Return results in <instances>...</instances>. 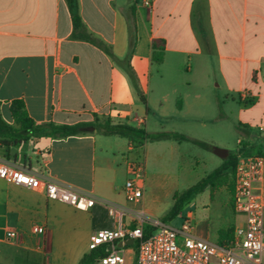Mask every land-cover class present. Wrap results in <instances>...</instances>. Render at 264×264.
<instances>
[{
    "label": "crops",
    "instance_id": "1",
    "mask_svg": "<svg viewBox=\"0 0 264 264\" xmlns=\"http://www.w3.org/2000/svg\"><path fill=\"white\" fill-rule=\"evenodd\" d=\"M144 2L79 0L83 23L91 34V40H84L75 33L66 0H0L4 120L13 124L12 104L22 100L39 124L89 127L110 120L146 131L151 103L146 93L153 72L158 90H163L168 72H196L211 80L212 89L226 91L225 99L237 95L244 107L238 117L240 151L264 158V0H150L151 6ZM131 32L136 41L131 64L138 89L115 59L128 54ZM155 40L165 42L160 65L153 61ZM244 93L247 104L241 102ZM182 100L187 103L188 98ZM158 102L156 118H169L162 109L168 101ZM84 131L11 148L9 154L16 156L11 160L0 148V162L25 167L96 199L95 206L84 212L49 200L44 186L30 189L0 178V264H69L72 255L61 251L79 252L85 246L86 253L78 256L80 263L99 230L140 226L151 230L138 217L144 212L138 209L142 199L129 202L125 189L119 188L122 163L116 145L96 128ZM128 165L126 161V174ZM256 191L264 201V179ZM111 207L116 209L113 216ZM35 223L46 227L45 235L33 233ZM10 232L16 238H9Z\"/></svg>",
    "mask_w": 264,
    "mask_h": 264
},
{
    "label": "rangeland",
    "instance_id": "2",
    "mask_svg": "<svg viewBox=\"0 0 264 264\" xmlns=\"http://www.w3.org/2000/svg\"><path fill=\"white\" fill-rule=\"evenodd\" d=\"M157 78V74L153 72L146 93V98L151 101L146 131L176 132L190 140L157 141L130 148L127 139L107 136L109 137L107 140L116 145L122 163V174L118 179L119 188L125 189L126 178H133L132 174H126V161L129 164L142 165L145 174L143 203L138 209L144 210L147 224L159 221L176 227L181 224L182 216L192 213L198 236L213 243L220 244V239L229 243L232 239L230 236L235 234L238 225L244 224L245 217L238 214L236 208L230 204L231 194L228 188L224 187L214 192L207 188L202 193L185 197L179 215L170 218V212L175 206L176 197H182L188 189L223 163L224 159L218 157L213 148L226 149L232 154L240 151L241 147L237 143L240 138L238 117L244 107L239 103L237 95L235 99L227 100L226 91L212 89L211 80L202 74L168 72L162 82L163 90L156 87ZM186 83L190 84L189 87L184 86ZM207 83L210 84V88L206 87ZM203 84L208 89L202 88ZM185 96L188 98L187 103L182 100ZM196 98L202 99L195 101ZM160 99L168 101V105L162 109L170 114L169 118H156V113L160 109L158 102ZM182 102H185L184 106ZM86 251L83 246V250L79 252L66 248L61 253L72 255L69 264H78V256ZM124 253L126 264H137L134 248H127Z\"/></svg>",
    "mask_w": 264,
    "mask_h": 264
},
{
    "label": "built area",
    "instance_id": "3",
    "mask_svg": "<svg viewBox=\"0 0 264 264\" xmlns=\"http://www.w3.org/2000/svg\"><path fill=\"white\" fill-rule=\"evenodd\" d=\"M144 4L151 6L150 0H145ZM241 102L247 104V93L241 96ZM237 155L234 197L236 212L243 215L245 221L236 227L234 238L229 243H213L198 236L194 217L188 213L181 217L182 222L176 227L149 221V232L142 226L95 232L91 249L109 245L111 250L93 264H126L124 247L130 239L134 240L136 247L137 264H264V201L256 191V185L264 179V158L259 155L246 156L243 152ZM129 173L133 178L127 180L125 185L127 200L139 202L143 197L144 168L130 163ZM0 178L30 189L44 186L49 200L70 204L80 211L87 212L96 204L95 197L88 193L10 162H0ZM115 212L116 209L111 207L110 215L113 216ZM138 217L142 223L146 222L144 212H139ZM33 233L45 235L46 227L35 223ZM8 237L16 238V234L10 232ZM119 242L123 243L122 247H117Z\"/></svg>",
    "mask_w": 264,
    "mask_h": 264
},
{
    "label": "trees",
    "instance_id": "4",
    "mask_svg": "<svg viewBox=\"0 0 264 264\" xmlns=\"http://www.w3.org/2000/svg\"><path fill=\"white\" fill-rule=\"evenodd\" d=\"M70 9L75 33H79V38L84 40H91V34H88L80 14L79 0H66ZM135 36L131 32L129 51L126 57L122 60L115 58L122 64L133 85L138 89V77L131 64V58L135 48ZM153 61L155 64L160 65L164 60L165 42L163 40H155L153 42ZM140 93V92H139ZM144 103L146 100L141 96ZM13 124L7 123L1 113L0 103V148L6 150V158L8 160L15 159L16 156L9 154L11 148H20L36 139H63L70 136L80 135L86 133L83 129L85 125H57L54 123H36L28 114L25 103L22 100H16L12 104ZM89 127H95L96 130L105 136H119L129 141L130 145L144 146L146 143L175 140L178 142L190 140L188 137L176 132H159L149 133L144 129H138L125 123L112 124L107 120L103 124H92ZM194 143L203 145L198 141ZM238 164V155L229 152L227 159L217 167L214 171L204 177L196 185L188 189L182 197H176L174 208L170 212V218L179 215L185 202V197L192 196L204 192L207 188L214 192L224 187L228 188L231 194V202L233 208L235 204V176ZM222 233V232H221ZM223 234V233H222ZM232 239L234 235L230 236ZM231 239V240H232ZM230 241V240H228ZM220 244H225L224 240L220 239ZM109 245H103L98 248L91 249L84 255L79 264H93L98 258L105 257L110 253ZM135 249V245L130 246ZM136 252V249H135Z\"/></svg>",
    "mask_w": 264,
    "mask_h": 264
},
{
    "label": "water",
    "instance_id": "5",
    "mask_svg": "<svg viewBox=\"0 0 264 264\" xmlns=\"http://www.w3.org/2000/svg\"><path fill=\"white\" fill-rule=\"evenodd\" d=\"M84 130H87V131H94L95 128H94V127H87V128H84ZM213 151H214V153H215L218 157H220V158H222V159H227L228 156H229V151L226 150V149L213 148ZM127 244H132V245H133V244H134V240H133V239H130L129 242H127ZM120 247H121V246H120ZM110 250H111V248H110Z\"/></svg>",
    "mask_w": 264,
    "mask_h": 264
}]
</instances>
